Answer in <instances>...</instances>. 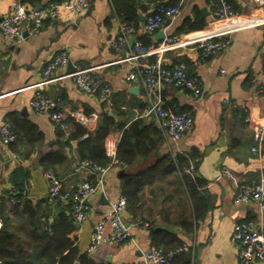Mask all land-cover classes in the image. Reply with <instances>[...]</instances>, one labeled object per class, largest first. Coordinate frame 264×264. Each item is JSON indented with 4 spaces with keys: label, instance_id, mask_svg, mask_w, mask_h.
Returning <instances> with one entry per match:
<instances>
[{
    "label": "crops",
    "instance_id": "1",
    "mask_svg": "<svg viewBox=\"0 0 264 264\" xmlns=\"http://www.w3.org/2000/svg\"><path fill=\"white\" fill-rule=\"evenodd\" d=\"M53 1L57 0L22 3L36 8ZM229 1L235 12L247 19L263 16V11L251 0ZM216 3L217 0H183L178 16L154 33L145 32V20L140 19L141 16L146 17L149 6L147 12L139 11L140 22L118 50L113 48L112 43L118 34L120 21L114 14L111 0H89L86 11L65 13L57 20L47 19L37 34L28 35L25 32L27 26L24 25L27 35L21 43L11 41L0 31V125L6 121L7 115L15 113L37 125L43 134L41 146L28 154L23 145L4 146L0 139V210L4 216L12 219L11 230L17 231L21 227L23 231L18 232L26 239L30 228L25 222L22 205L17 212L12 209L17 202L11 182L15 170L22 169L23 176H26L21 193L23 198L29 199L33 206L42 199H51L39 158L49 150L58 149L60 139L53 124L28 104L37 91L30 86L41 80L48 61L66 50L73 65L72 70L94 68L111 87V95L118 104L116 106L131 114L126 121L128 125L139 118L144 108H140V104L144 105V96L141 73L136 64L155 58L148 55L134 61L128 60L134 42L145 36L149 38V46L143 48H152L160 41L157 39L159 32L175 35L186 18L201 16L208 25L214 18ZM10 4L11 0H0V20ZM202 10L206 11L205 15ZM263 20L254 19L255 22ZM131 37H135V41L129 46ZM181 57H187L191 63H186ZM163 58L166 62L184 63L191 73L199 76L202 83V93L198 98L185 89L172 86H166L164 91L165 102L189 110L193 118L191 130L182 137L174 152H193L197 157L194 171L188 174L197 183L196 195L202 201L198 202L200 208L196 211L193 209L191 198L185 190L176 193L173 187L168 186V193L164 195L145 191L140 206L135 210L126 209L124 214L135 242L127 240L121 245L100 243L89 250L94 225L107 212L109 202L122 194L121 178L124 172L120 174L123 169L113 167L106 173L102 189L87 201L90 211L86 221L77 227L76 245L80 253H87L97 264H135L140 259V250L152 246L154 233L163 230L178 238L182 244L193 246V252L181 253L175 258V264H242L237 257L238 243L232 238L234 223L253 219L256 226L264 227V212L258 211L255 205L233 201L237 187L258 182L264 176V151L261 155L251 151L254 144L253 127L264 120V94L258 91L264 85V25H254L232 33L230 45L205 62L199 61L198 55L190 48L165 51ZM66 71L67 66L61 67L57 71L61 78L43 87L46 94L60 100L59 107L66 116L73 111L84 113L87 115L84 126L88 130L96 127L102 110L111 113L115 121L124 119L123 116L118 117L110 105H104L103 109V104L95 96L79 91L66 77ZM93 114L97 116L95 120L90 116ZM120 135L119 130H114L106 141H118ZM57 139L59 144L54 143ZM72 146L74 155L75 143ZM167 147L168 141L163 135L159 155L170 152ZM154 158L153 155L146 162L152 164ZM78 165L73 158H69L67 165L59 170L63 183L70 186L90 176L87 167L80 168ZM223 166L233 172V181L222 175ZM136 170L132 169V172ZM91 172L96 170L92 169ZM173 191L174 197L170 198ZM39 208L40 212L49 214L50 223L56 214L54 205L39 203ZM38 217H41V213ZM150 229H153L152 232ZM249 264H264V260H253Z\"/></svg>",
    "mask_w": 264,
    "mask_h": 264
},
{
    "label": "built area",
    "instance_id": "2",
    "mask_svg": "<svg viewBox=\"0 0 264 264\" xmlns=\"http://www.w3.org/2000/svg\"><path fill=\"white\" fill-rule=\"evenodd\" d=\"M251 1L263 11V16H253V20L247 19L235 12L228 0H217L214 18L204 29L182 35L164 34L156 46L148 49H144L140 41L134 42L128 60L134 61L148 55L155 57L154 60L147 63L136 64L140 69L144 96V108L138 117L156 123L168 141L167 148L170 153H174L178 149L179 141L191 130L193 118L190 112L176 113L164 106L165 87L185 89L192 96L198 98L202 93V83L199 76L190 73L184 63L166 62L163 58L164 52L190 48L198 55L201 62L207 61L230 45L232 33L246 27L264 25V20L254 21L255 18H264V0ZM182 2L183 0H180L174 6H160L151 9L146 15L145 32L154 33L167 20L173 21L179 14ZM88 7L89 0L50 2L39 9L28 7L20 0H11L8 11L0 20V31L11 41L21 43L26 38L25 32L28 35L39 33L47 19L57 20L65 13L86 11ZM24 25L27 26L25 32ZM133 31L134 29L130 25L119 22L118 34L112 43L113 48L118 50L126 42L127 35ZM69 60L66 50L55 54L43 69L41 80L30 86L37 91L29 100V106L47 118L57 132H63L69 128V124L65 121L66 114L59 107L60 100L46 94L43 87L61 78L58 77L57 71L61 67L67 66ZM66 77L71 79L79 91L95 96L100 103L111 105V87L95 72L94 68H76L66 74ZM258 91L264 94V85ZM69 116L80 124L84 125L87 122V115L80 111H73ZM90 116L92 120L97 118L95 114ZM252 136L254 144L251 151L261 155L264 151V120L262 123L254 125ZM0 139L4 146L16 140L12 126L7 121L0 125ZM117 142L116 140L105 142V151L110 162L107 166L97 169L94 182L82 181L75 187L72 185L64 187L61 178H58L50 170L44 172L48 183L49 197L59 199L69 206L67 214L77 227L88 218L90 208L87 201L102 189L106 173L113 167L125 168V164L116 157ZM87 166V162L79 164L80 168ZM186 171L191 174L194 171V165L191 164ZM221 173L228 180L233 181L234 174L228 167L223 166ZM233 201L237 204L255 205L258 211L264 212V176L258 182L237 187ZM125 211L126 199L124 196L121 195L116 200L109 202L107 212L93 227L88 243L89 250L100 243L121 245L127 240L134 241L129 232V225L125 222ZM1 227L2 218L0 216V229ZM232 238L238 243L237 257L240 263L249 264L253 260H264V227L256 226L253 219L236 221L232 228ZM187 252H193V246L186 243L170 250L152 245L148 249L140 250V259L135 264H175V257ZM0 264H2L1 260Z\"/></svg>",
    "mask_w": 264,
    "mask_h": 264
},
{
    "label": "trees",
    "instance_id": "3",
    "mask_svg": "<svg viewBox=\"0 0 264 264\" xmlns=\"http://www.w3.org/2000/svg\"><path fill=\"white\" fill-rule=\"evenodd\" d=\"M37 0H21V2L33 3ZM57 0L53 2H62ZM180 0H111L115 16L121 23L136 28L139 20V11L144 13L150 9L160 6H174ZM229 1V0H228ZM230 3V1H229ZM207 26V21L201 16L195 18H186L178 27L175 35H182L191 31L201 30ZM147 40V41H146ZM149 38L141 37V42L146 48L149 46ZM186 63L190 64L187 57H181ZM199 59V58H198ZM200 61V60H199ZM190 73L192 71L188 70ZM164 98V92H163ZM165 101V99H164ZM103 104L106 106V103ZM111 109L118 116H123V120L115 121L106 110L99 113L97 125L93 130H88L83 124L77 122L70 116L65 117L69 128L63 132H57L60 139L58 149L49 150L40 155L39 165L45 171L53 172L58 178L59 170L67 165L69 158H73L80 164L87 162V168L90 176L72 184L76 186L82 181L94 182L97 176V169L109 164L110 158L106 155L105 142L108 135L114 131L121 132L116 146V157L125 164L124 173L121 178V195L126 199V209L135 210L143 201L144 192L151 194L164 195L167 187L171 186L177 193L185 190L191 198L192 207L198 210L201 199L196 195L197 183L186 171L191 164H197V157L193 152L186 153H162L159 157L154 158L152 164L146 161L153 156L156 149L161 147L163 142V133L156 123L147 121L143 118H136L128 125L126 121L131 114L124 111L116 105V101L111 95ZM144 105L140 104V108ZM166 108L172 109L176 113L189 112L179 108L173 103L164 102ZM5 120L10 123L12 130L16 135V140L11 143L23 145L27 154L37 150L43 142V134L38 126L19 117L15 113L6 116ZM74 146V155L72 154V144ZM79 166V165H78ZM140 166V167H139ZM137 169L132 172V169ZM95 169L96 172H91ZM71 170V169H70ZM75 170V169H74ZM73 171V170H71ZM25 178L22 169L14 171L11 182L15 188L14 195L17 202L13 205V211H18L22 205L23 214L25 213V222L29 225L28 236L25 239L17 231L11 230L8 216H4L0 210L2 218V227L0 229V260L2 264H97L87 253H80L76 245L77 226L72 218L67 214L69 206L59 199L51 198L40 200L36 205H32L29 199L23 198L21 193L25 185ZM64 187H68L63 183ZM184 188V189H183ZM170 198H173L174 191L171 192ZM39 203L46 206L54 205L56 214L49 223V214L40 212ZM41 213V217H38ZM44 219L43 221H41ZM45 224V225H44ZM189 229V227H187ZM181 241L163 230H157L152 237V245L170 250L180 246ZM190 254V253H188ZM181 255V254H179ZM178 256V255H177ZM177 256L175 258H177ZM175 263V260H174Z\"/></svg>",
    "mask_w": 264,
    "mask_h": 264
},
{
    "label": "water",
    "instance_id": "4",
    "mask_svg": "<svg viewBox=\"0 0 264 264\" xmlns=\"http://www.w3.org/2000/svg\"><path fill=\"white\" fill-rule=\"evenodd\" d=\"M40 7H41V6L38 5L36 8L39 9ZM202 12H203L204 15H205V12H206V11H205V10H202ZM140 19L145 20L146 17H145V16H141ZM165 23H166V25H167V24L169 23V20H167ZM25 35H27V34H25ZM157 37H158V38H157L158 40H161V39L164 37V33H163L162 31L159 32L158 35H157ZM134 41H135V37H131V39L128 41V45L131 46V45L133 44ZM72 69H73V65H72L71 61L69 60L68 65H67V71H66V74H69V73L72 71ZM109 115L112 116L111 113H109ZM54 143H55V144H59V140L57 139ZM54 143H52V144H54ZM153 155H154L155 157H159L158 149H156V150L154 151ZM123 172H124V170H121V171H120V174H122ZM152 230H153V229H150V232H152ZM74 264H78V262H75Z\"/></svg>",
    "mask_w": 264,
    "mask_h": 264
}]
</instances>
